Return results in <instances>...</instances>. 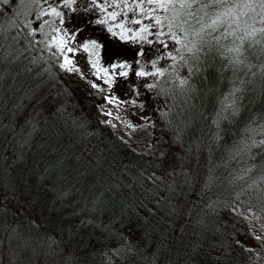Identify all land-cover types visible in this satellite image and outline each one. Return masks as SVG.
Segmentation results:
<instances>
[{
  "label": "trees",
  "instance_id": "1",
  "mask_svg": "<svg viewBox=\"0 0 264 264\" xmlns=\"http://www.w3.org/2000/svg\"><path fill=\"white\" fill-rule=\"evenodd\" d=\"M13 7L11 3L0 5L4 9L0 22L11 17ZM67 12L73 18L79 15L81 23L64 27L83 29L80 34L85 35V39H96L104 45L99 67H109L117 60L127 61L132 67L115 70L109 67L110 73L122 70L129 73L128 77L114 75L109 89L96 78L91 66L88 69L78 66L83 77H86L84 79L79 73L61 70V60L50 57L47 51H41V45H35L25 52L26 56L49 60H42L41 67L49 68L50 75L44 76L42 82L27 73L17 78L21 90L16 92V96L22 104L11 121L5 114V127L0 129V156L3 157L0 163V256H11L15 261V256L20 255L18 237L23 234L25 237L55 238L60 241L58 251L63 254L70 252L73 264H103L104 254L114 252L122 241L138 246L141 252L151 254L155 251L154 264H217L220 251L214 246H231L227 264H254V248L251 245L257 240L245 219L226 206H220L214 214H206L204 205L207 194H203L204 199H201L199 182L191 188L184 186L170 190V185L176 179L169 175L171 166L179 165L192 173L203 161L205 153L201 151L198 157L195 151L190 150L195 147L194 142L204 122L194 120L189 134L180 143L175 142L172 132L163 127L157 112L153 111L154 105L171 106L172 101L158 98L153 91L143 87L146 81L154 82V78H137L134 74L139 70L135 64L138 50L143 48L145 53L139 57L141 63L159 56L157 47L162 51L167 50L159 45L142 46L130 39L122 41L119 36H111L105 30L106 26L93 22L95 12ZM126 27L136 29L140 26L128 23ZM41 38L39 34L35 37ZM20 47H23V43ZM168 63V60L160 61L161 66ZM181 74H186V70ZM218 80L216 66L207 62L192 77L197 90L190 101L194 106V115L211 111L214 97L208 89L216 86ZM90 82L97 83L105 91L92 89ZM38 83H41L39 88L36 87ZM29 85L33 91L25 99L24 92ZM134 85L140 93L138 97L131 91ZM219 86L224 88L226 83ZM105 95L118 100L137 99V105L109 104L104 99ZM140 103L146 105L145 109L139 108ZM105 112L119 116L120 121L137 125L135 130L126 126L131 143L146 147L150 152L134 150L110 124L102 120ZM141 112L157 126L150 127L146 121L140 120ZM252 112L264 113V98L257 97ZM29 120L37 123V129L31 136L26 131ZM9 124L15 129L14 132ZM234 131L235 128L226 129L223 140L218 143H231ZM21 134L27 137L28 143L23 149L17 147L13 139L14 136L19 139ZM13 150L17 156L23 151L22 158L16 160ZM212 151L215 153L212 159L222 164L220 157L223 149L214 146ZM253 151L255 159H248L247 164L264 163V152L260 149ZM56 156L64 161L63 178L45 179L44 169ZM243 166V163L231 161L227 167L217 169V174L228 177L231 169ZM196 179L199 181L200 177ZM243 183L240 181L233 188L225 179L218 189L220 199L231 200L230 193L238 191ZM61 190L66 195L57 199L56 194ZM98 195L101 201L94 207L93 201ZM141 203L144 208L140 207ZM146 209H152L155 215L149 216ZM253 209L264 213V206L258 202H254ZM145 217L148 223H145ZM89 219L102 226L107 225V228L83 223ZM198 219L209 225L204 229L203 237L199 235V229H193V223ZM13 229L16 231L13 232ZM192 231H196L197 235H191ZM162 236L165 238L163 241ZM193 243H197L200 250L189 260L188 252ZM244 248L251 252L244 251ZM46 250L36 244L31 256L40 264H53V257L43 255ZM14 252L17 255L12 256ZM63 254L55 256V264H64ZM22 260L24 258L20 257L15 264H21ZM112 264H117V261L113 260ZM120 264L133 262L122 261Z\"/></svg>",
  "mask_w": 264,
  "mask_h": 264
},
{
  "label": "snow or ice",
  "instance_id": "2",
  "mask_svg": "<svg viewBox=\"0 0 264 264\" xmlns=\"http://www.w3.org/2000/svg\"><path fill=\"white\" fill-rule=\"evenodd\" d=\"M10 3L14 5L10 10L11 17L0 22V129L5 127V114L7 113V118L11 121L22 104L16 96V92L21 90L17 78L27 73L42 82L44 76L50 75L49 68L41 67L42 60H49L25 55L33 46L41 45V51H47L50 57L61 60V70L79 73L86 79L82 70L73 66V61L67 55L78 51L71 44L76 42L83 29L71 30L64 25L71 19L67 10L84 14L95 12L96 18L93 22L106 26L105 30L111 36H119L122 41L130 39L142 46L155 44L167 50L162 51L157 47L160 55L145 63H141L139 59L145 55L143 48L138 50L135 64L139 66V70L134 74L137 78H154V82L146 81L143 87L153 91L158 98L172 101L171 106L154 105L153 111L157 112L163 127L172 132L174 141L180 143L189 134L194 120L204 122V127L200 129L199 137L194 142L195 147L190 149L195 151L198 157L203 151L204 159L192 173L182 166H171L169 175L176 179L170 185V190L175 191L177 187L184 186L191 188L199 182L201 199H204L203 194H207V203L204 205L206 214H214L220 206H226L231 208L234 214H239L247 220L253 212L254 202L264 206V163L247 164L248 159H255L253 149L264 152V113L252 112L257 97L264 98V0H0V5ZM3 12L4 9L0 8V18L3 17ZM128 23L140 27H126ZM37 34L42 38L35 39ZM21 43L23 47H20ZM80 48L87 53V63L95 70L96 78L102 80L109 89L114 82V75L128 77V71L109 72V67L113 70L132 67L127 61L117 60L109 67H99L104 45L98 40L86 38ZM161 60H168L170 63L161 66ZM205 62L216 66L219 80L216 86L208 89L214 97L211 111L194 115V106L190 101L197 90L192 77L202 69ZM185 70L186 74L182 75ZM101 72L103 75H99ZM220 83H226V87L221 88ZM36 87H41V83ZM90 87L100 92L105 91L95 82H90ZM32 91L29 85L24 92L25 99ZM131 91L137 97L140 95L135 85ZM104 99L109 104L116 102L137 105V99L118 100L110 95H105ZM145 107L144 103L139 104L141 110ZM104 114L112 115L111 112ZM116 118L120 119L119 116ZM139 119L146 121L150 127L157 126L142 112ZM121 122L126 123L132 130L137 127L131 122ZM27 123L29 127L26 131L31 136L37 129V123L31 120ZM111 126L115 127L114 124ZM9 127L15 131L11 124ZM228 128H235L231 143H218L223 140V133ZM13 139L21 149L28 146L27 137L23 134L19 139L15 136ZM214 146L223 149L220 157L222 164L212 159L215 154L212 151ZM13 156L19 160L23 151L17 156L13 150ZM231 161L243 163L244 166L231 169L228 177L217 174V169L227 167ZM2 162L3 157L0 156V163ZM64 167L63 159L54 157L44 169V178L62 179ZM198 176L199 181L196 179ZM180 177L182 179H179ZM225 179L233 188L238 182L244 181L238 191L230 193L232 199L229 201L220 199L221 192L218 191ZM56 195L57 199H61L66 193L61 190ZM213 196L216 198L213 199ZM100 201L101 197L98 195L93 201L94 207ZM140 207L145 206L141 203ZM146 211L149 216L155 215L152 209ZM245 212L248 215H245ZM144 219L145 223H148V218ZM83 223L96 228H107V225L102 226L91 219ZM208 227L209 225L201 219L193 223V229H199L201 237L204 229ZM15 231L16 229H13V232ZM190 234L195 236L197 232L192 231ZM164 239L162 236V241ZM17 244L18 253L21 256L28 254L29 259L36 244H40L42 249H47L43 255L53 257V264L55 256L63 254L58 251L60 241L50 236L33 238L19 234ZM214 247L220 251L217 264H227L231 246ZM198 250L199 245L193 243L188 252L189 260L195 257ZM243 250L251 252L247 248ZM15 255L17 252L12 253V256ZM63 255L64 264H73L70 252ZM113 260H116L117 264L129 260L133 264H154L156 253L141 252L138 246L122 241L114 252L104 254L103 264H112ZM0 264H15V261L11 256H0Z\"/></svg>",
  "mask_w": 264,
  "mask_h": 264
},
{
  "label": "rangeland",
  "instance_id": "3",
  "mask_svg": "<svg viewBox=\"0 0 264 264\" xmlns=\"http://www.w3.org/2000/svg\"><path fill=\"white\" fill-rule=\"evenodd\" d=\"M80 23V16L77 15L74 18L71 17L70 22L66 23V25L68 27H71L73 26V24L78 25ZM79 35L80 36L77 37L76 42L71 44V46L77 48L78 51L75 54L67 55H69V58L73 61V66H80L83 69H88L90 67V65L87 63L88 55L83 51L82 48H80V44L84 41L85 35ZM102 120L110 125L114 124L115 127H113V129L118 133L121 138L127 141L134 150L138 152H150L149 149L146 147L134 145L131 143L126 125L122 123L119 119H117L115 116L105 115L102 117ZM245 215H248V213L245 212ZM246 222L252 235L255 238H259L258 240L256 239L257 242L255 244L251 245L254 248V264H264V213L257 212L253 209L252 214L249 215V218L246 220ZM20 257L24 258L21 264H40L37 260L33 258V256H30L29 259V256L27 254L23 256H15V261L18 262Z\"/></svg>",
  "mask_w": 264,
  "mask_h": 264
}]
</instances>
